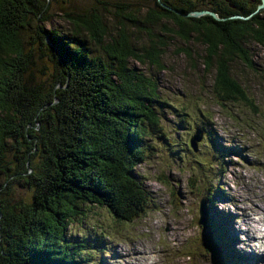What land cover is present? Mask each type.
Here are the masks:
<instances>
[{
    "label": "trees",
    "instance_id": "1",
    "mask_svg": "<svg viewBox=\"0 0 264 264\" xmlns=\"http://www.w3.org/2000/svg\"><path fill=\"white\" fill-rule=\"evenodd\" d=\"M50 1L0 0V264H80L85 257L84 263L95 264L97 243L70 233L86 215L78 205L104 208L120 223L148 210L150 193L134 169L154 148L144 139L154 134L159 148L170 136L152 128L164 117L155 110L165 105L156 100V74L131 67L128 58L143 63L146 57L161 70L160 56L170 36L182 45L194 38L204 52L199 58L204 69L215 71L213 89L220 99L249 107L255 99L233 75L231 64L253 66L250 48H264V9L248 17L262 0H224L225 7L209 10L219 18L189 16L207 9L170 4H155L141 15L143 0L134 5L122 0L116 39L96 13L67 17L70 34L91 40L82 39L72 50L60 33L35 27L33 21L44 19L39 13L49 10ZM100 1L106 12L112 1ZM157 24L164 36L150 28ZM126 29L136 41L149 35L151 47H134ZM106 35L115 41L104 42ZM179 50L191 58L187 46ZM184 119L178 126L187 123ZM15 184L34 189L40 201L36 196L30 204L18 200Z\"/></svg>",
    "mask_w": 264,
    "mask_h": 264
},
{
    "label": "rangeland",
    "instance_id": "2",
    "mask_svg": "<svg viewBox=\"0 0 264 264\" xmlns=\"http://www.w3.org/2000/svg\"><path fill=\"white\" fill-rule=\"evenodd\" d=\"M111 1L105 12L104 4L100 0H52L49 2V10L39 13V15L45 14L44 19L33 22L36 24L35 27L39 26L44 31H55L60 33L61 37L69 39L65 45L71 43L72 50L82 39L85 38L89 42L91 40L81 33L78 36L70 34L67 17L83 18L90 13H96L104 22L106 32L107 29L108 32L113 31V37L116 39L115 30H119L118 21L122 18V12L118 10L122 0ZM130 1L134 5L136 0ZM233 1L237 2V0ZM224 2V0H143L140 12L143 15L149 7L155 8V4L190 5L197 9H207L199 11H209L216 6L225 7ZM261 9H264V6L253 11L248 17ZM213 13L218 17L215 12ZM188 14L195 16L193 12ZM204 14L207 13L198 16ZM163 24L169 27L171 25L169 22ZM161 27V24L150 25L154 33H161L164 36ZM126 33L130 36L131 30L126 29ZM113 37L106 35L103 41H115ZM169 38L170 41L163 47L164 52L160 56L164 65L161 70L149 64L150 61L146 57L143 63L128 58L132 63L129 64L131 67L140 69L146 75L156 74L157 95L159 94L156 100L165 103L155 110L161 112L164 117L152 128L154 132L162 128L170 139L164 136L166 142H161L159 148L153 143L154 134L150 139H144L147 146L153 145L154 148L146 151V156L134 169L144 190L156 193L155 200L158 197V202L154 207L158 208L147 210L131 222L120 223L115 222L111 213L104 208H96V206L88 208L87 203L79 204L77 210H84L86 215L75 221L74 232L71 229L70 233L73 237L81 234L86 238L91 236L99 239L102 237L98 231L108 234L113 243L110 252L102 258L108 264H132V262L133 264H187L179 255L173 256V253L180 248L188 236H192L198 230V220H206L207 204L208 208L210 207L207 223L209 230L212 221L216 218L215 209L210 206V200L214 197V207L224 213L221 219L216 220L224 236L222 237L224 241L220 244L224 251L218 247L217 249L222 254V264H236L232 250L234 245L239 243L237 236H243V230L238 233L236 229L234 235L231 233L234 224L233 215L240 218L245 209L241 208L249 200H254L257 205L264 208V173L261 174L259 171V164L264 162V48L260 45L250 48L249 58L253 66H248L242 61L231 64L234 69L233 75L242 82L247 93L255 98L253 106L249 107L241 101H222L216 94L213 89L215 71L204 69L199 59L203 49L193 40L194 38H191L186 45H182L180 40L174 39L173 36ZM149 39L151 37L146 34L141 36L139 41L130 36L129 42L136 48H139L141 43L150 48ZM180 46H187L191 50V58L180 52ZM40 68L49 72L51 66L47 69L45 63H41ZM170 106L175 108L174 113ZM181 111L186 119L183 115L174 116ZM180 119H184L187 123L178 126V123H181ZM198 131L200 139L197 140ZM157 136L163 138L160 134ZM191 139L195 148L190 145ZM165 147L167 148L164 149ZM234 147L235 150L232 149ZM258 174L262 183L252 186L253 177ZM249 175L251 178L248 182ZM50 185L52 180L48 188ZM45 188L47 189L46 183ZM34 191L32 188L17 187L15 184L16 197L25 204H30L35 196L36 200L40 201V195H36ZM77 202L83 200L78 199ZM145 203L147 205L146 197ZM253 219L257 220L258 216L254 215ZM221 222L227 223L228 226L223 227ZM245 225L251 233L254 231V227L248 223L242 225L243 229L246 228ZM170 230L173 234L169 240L168 235L165 234ZM259 240L263 238H258L257 244ZM104 245L106 246L105 243ZM118 250L122 253L116 258L115 254L119 252ZM254 253L260 255L259 249L254 248ZM148 254L151 256H147ZM207 255L211 264V254ZM183 257L188 264H198L196 256L195 259L193 256L190 257V260ZM85 259L86 257L80 260V264H83ZM209 261L206 264H209Z\"/></svg>",
    "mask_w": 264,
    "mask_h": 264
},
{
    "label": "bare ground",
    "instance_id": "3",
    "mask_svg": "<svg viewBox=\"0 0 264 264\" xmlns=\"http://www.w3.org/2000/svg\"><path fill=\"white\" fill-rule=\"evenodd\" d=\"M178 125H181V123H178ZM232 149L235 150V147L232 148ZM259 171L261 172V174L264 173V162H261L259 164ZM250 178H251V175H249L247 177L248 182H249V179ZM252 182H253L252 186H257V185H260L262 183L259 174H258V176L257 175H254ZM210 198H211V196L209 195V199ZM229 198H232V197H229ZM213 199H214V197H212V199L210 200L211 201L210 206L215 209L216 218H214V220L212 221V223H211V225L209 227V230H208L207 229V223L209 221V218L208 217H210V215H209V208L210 207L208 208V204H207V207H206V210H205V217H206V220L207 221L204 223L203 226H204L205 231L208 232L209 238H210L211 242L213 243V245L216 248L218 247L220 250H223L222 247L220 246V244L223 243L224 239H222V237L224 238V236L221 234L222 233V230H221L220 226L217 224L216 220L217 219H221V217L223 216L224 213L222 211H219L220 209L217 210L214 207V201H213ZM146 201H147V205H148L147 207H149L150 209L154 208V205L157 204V200H155V195L153 193H150V194H148L146 196ZM249 202H250V204L249 205H246L244 207L245 209L243 208L244 210L242 211V215H241L240 218H238L237 215H233V218H232V221L234 222V224H233V229L231 230V233L234 235V233L236 232V229L238 230V232H242V230H243V232H242V234H243L242 238L240 239L237 236V240L239 241V243L235 244L234 247H233V250H232L233 255H234V258H235V261H236V264L238 262H240V264H252L253 261H255L257 259H264V208L261 207V206H259V205H257L254 200H249ZM252 215H259L260 218H259V221H257V224L256 225H251V226L254 227V231L251 233L250 232V229H248L246 225H245L246 226L245 229L242 228L243 227L242 225L245 224L244 222H247L248 223V221H251L252 220V218H251ZM242 217H243L244 220L242 219ZM221 224L223 225V227H227L228 226V224L225 223V222H221ZM234 225H235V229H234ZM200 229L201 228H199L198 231L199 232H203V231H200ZM172 234H173V232L170 230V231L166 232L165 236L168 235L167 237L170 240V237H171ZM175 234H176V232H175ZM195 234H196V232H194V234L192 236H188L182 243L187 242V243L191 244L192 246H194V244H195ZM176 235H178V234H176ZM254 237H257V239L258 238H260V239L263 238V240H259V243L257 244L256 243V240L254 239ZM177 239H178V236H177ZM84 240H86L88 242L95 241V243H97V246H98V249H99V253H98L97 259H96L97 264H108L107 262H104V260H102V257H104L105 254H106L105 253L106 252V249H105L106 247L104 245V243L107 245L106 239H104V238L99 239L97 237L94 238V237L88 236L87 238L85 237L84 239H82V241H84ZM100 241H101V245L102 246H100ZM167 241H168V239H167ZM241 241H243V242H241ZM242 243H244V244H242ZM254 246L260 249V251L262 253L260 256L256 255L253 252L252 249L254 248ZM118 251L119 252L115 254V257L116 258L122 253L121 250H118ZM175 254H176V252H175ZM177 255H179L181 257V260L184 261L182 255H180L178 253H177ZM194 255L198 259V264H206V262L208 261L206 255L204 253H202L200 251H197L195 249H194ZM135 256H137V255L135 254ZM147 256H151V255L148 254ZM139 259H140V257H139ZM220 260H221V258H220ZM154 261H155V259H154ZM221 263H222V261H221ZM84 264H92V263L89 262V261H85ZM132 264H133V262H132Z\"/></svg>",
    "mask_w": 264,
    "mask_h": 264
},
{
    "label": "water",
    "instance_id": "4",
    "mask_svg": "<svg viewBox=\"0 0 264 264\" xmlns=\"http://www.w3.org/2000/svg\"><path fill=\"white\" fill-rule=\"evenodd\" d=\"M263 6H264V0H262V3L258 5V8L257 9L263 8ZM193 13H194L195 16H198L199 14H202V13H207L209 15H212L215 18H218V17H216L214 15L213 12H210V11H193ZM188 15H190V14H188ZM234 17H240V16L235 15Z\"/></svg>",
    "mask_w": 264,
    "mask_h": 264
}]
</instances>
